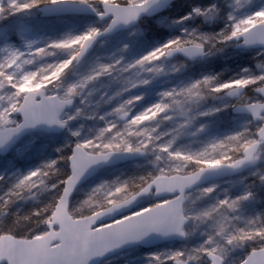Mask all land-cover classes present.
<instances>
[{"label":"snow or ice","instance_id":"6c2138e0","mask_svg":"<svg viewBox=\"0 0 264 264\" xmlns=\"http://www.w3.org/2000/svg\"><path fill=\"white\" fill-rule=\"evenodd\" d=\"M172 4L0 0V153L37 130L73 138L55 159L14 174L0 196L3 217L16 201L54 190L31 216L0 221V264H90L122 245L190 240L197 231L201 243L154 252L148 264H225L236 249H244L238 264H264V217L241 214L256 198L252 186L221 198L219 185L206 183L264 162V4L230 0L225 15L211 3L171 19L162 13ZM144 17L174 34L145 46ZM201 19L224 27L192 26ZM122 33L126 39L101 51ZM229 49H256L255 66L228 77L183 75ZM142 90L154 98L145 103ZM225 110L246 114L247 122L213 134V119ZM81 120L96 126L85 134L83 123L73 127ZM121 165L132 171L101 178L73 206L85 178ZM254 175L264 183V170Z\"/></svg>","mask_w":264,"mask_h":264},{"label":"rangeland","instance_id":"374dc122","mask_svg":"<svg viewBox=\"0 0 264 264\" xmlns=\"http://www.w3.org/2000/svg\"><path fill=\"white\" fill-rule=\"evenodd\" d=\"M222 2V0H219ZM230 0H225L221 4L222 9L226 11L230 10L228 7ZM257 5L264 4V0H255ZM193 6H200L194 0H183L181 4L175 8L168 9L166 12L162 13L171 19L179 18L181 15H185L190 11ZM2 23V22H0ZM74 23L83 24L84 20L74 21ZM199 24V23H198ZM197 23L192 24L193 27L200 26ZM142 27L145 29V35L147 37L148 46L155 43L156 41L166 39L168 36L174 34V29L163 28L161 29L159 25L155 23V18L143 20ZM224 27V22L218 21L216 25L208 29L202 27L204 31H220ZM127 34L122 33L119 37H114L108 44L101 49V51H110L116 44L117 39H126ZM140 49L138 48L137 51ZM256 50L242 51L229 49L224 54H218L216 57L210 58L207 61L199 62L192 65L183 75L184 76H197L201 72H223L225 77L232 76L239 72L245 67L255 66ZM217 58V59H216ZM213 59H216L213 61ZM233 61V66L225 65L226 61ZM213 66V67H212ZM159 85L156 86L157 90ZM147 91L148 95L146 97L145 103L150 102L154 98L153 90H142ZM215 103H220V101H215ZM233 110H225L213 119L211 132L216 135H223L232 130L241 128L244 123L247 122V117H237L232 114ZM103 114V111L101 112ZM84 124L83 132L87 134L96 125L93 121H77L74 123L73 127L78 128L80 124ZM70 139V133L67 131L64 133H33L24 139L17 142L12 149L5 156H0V175L5 176V180L0 181V196L8 190L12 183L15 182V175L18 172H27L28 170L37 167L41 163L49 160L55 159L59 153L56 149L63 147ZM121 170L132 171L130 165H121L117 168H109L101 173H97L93 179L88 183L83 185L73 194V206H76L79 201L84 199L87 193L101 178H112L119 174ZM259 170H264V162H257V165L248 168L239 175L227 179L225 181L216 183L219 185L217 192L223 198L225 190L235 197L236 195L242 194L246 188L252 186V190L256 193V198L244 203L242 209V217L244 219L255 218L257 216L264 217V183H261L259 177L254 175L255 172ZM53 183L55 180L53 179ZM54 190L44 193H39L37 196H29L28 199L16 201L12 204L8 211L3 217H0V221L5 224L10 223L15 219L16 216H31L36 210L42 208L46 203L51 200ZM198 195V193L193 192V199ZM212 201L202 200L197 201L201 206L207 205ZM205 237L202 235V231H197L190 240L182 239L173 243H166L152 249H142L137 248L125 252L117 257L109 259L102 264H148V259L150 255L154 252L166 251V250H176L184 247L185 245L189 247H195L203 241ZM244 254V249H236L228 257L225 258V264H238L239 258Z\"/></svg>","mask_w":264,"mask_h":264},{"label":"water","instance_id":"95a60500","mask_svg":"<svg viewBox=\"0 0 264 264\" xmlns=\"http://www.w3.org/2000/svg\"><path fill=\"white\" fill-rule=\"evenodd\" d=\"M179 1H182V0H173V4L176 3V2H179ZM151 18H153V17H144L143 20L151 19ZM235 50H241V49H235ZM243 50L244 51H249V50H256V49H243ZM232 114L235 115V116H247L244 113H237L234 110L232 111ZM36 132L37 131H33V132H30V133H27V134L23 135L17 142H19L21 139H24L25 137H27V136H29V135H31L33 133H36ZM64 132H66V131L62 130V131H59V132H51V133H64ZM44 133L51 134L49 132H44ZM7 153H0V156H5ZM245 170H242V171H239V172H234V173H226V174H224L222 176H219V177H213V178H210L206 183H208V184L219 183V182L225 181L227 179H231V178L239 175L240 173H242ZM95 175L96 174H93V175H90L87 178H85L81 182V184L79 185L78 189H80L83 185H85L91 179H93L95 177ZM181 239L182 238H178V237L177 238H168V239H160V238H155V237L154 238H147V239H145L144 241H141V242H133V243H129V244H126V245H122L120 247H117L115 249H112V250L108 251L107 253H105V254H103L101 256L94 257L90 261V264H102L103 262H105V261H107L109 259L117 257V256H119V255H121V254H123L125 252H128L130 250H133V249H137V248L151 249V248H155V247H158V246L166 244V243H173V242H176V241H180Z\"/></svg>","mask_w":264,"mask_h":264},{"label":"trees","instance_id":"16d2710c","mask_svg":"<svg viewBox=\"0 0 264 264\" xmlns=\"http://www.w3.org/2000/svg\"><path fill=\"white\" fill-rule=\"evenodd\" d=\"M195 2H197L200 6H207V5H209V4H211V3H216L219 7H221V4H222V2H223V5H224V3H225V0H222V2L221 1H219V0H194ZM221 3V4H220ZM181 4V2H178V3H176V4H174V5H172V7L171 8H175L176 6H178V5H180ZM170 8V9H171ZM222 8V7H221ZM187 12H189V11H187ZM220 22L221 20H217V21H214V22H204V21H202V19L201 20H197V21H195L194 23H199L198 25H202V27H205V28H208V29H210V28H212L214 25H216L217 24V22ZM217 59V58H216ZM216 59H213V61L214 60H216ZM201 63V62H200ZM225 65H227V66H233L234 65V63H233V61H231V60H229V61H226V63H225ZM213 67V66H212Z\"/></svg>","mask_w":264,"mask_h":264},{"label":"clouds","instance_id":"9594fccd","mask_svg":"<svg viewBox=\"0 0 264 264\" xmlns=\"http://www.w3.org/2000/svg\"><path fill=\"white\" fill-rule=\"evenodd\" d=\"M37 132H41V133H44V131H42V130H37Z\"/></svg>","mask_w":264,"mask_h":264},{"label":"bare ground","instance_id":"6f19581e","mask_svg":"<svg viewBox=\"0 0 264 264\" xmlns=\"http://www.w3.org/2000/svg\"><path fill=\"white\" fill-rule=\"evenodd\" d=\"M182 240V239H181Z\"/></svg>","mask_w":264,"mask_h":264}]
</instances>
